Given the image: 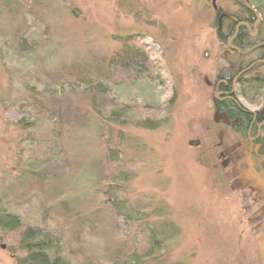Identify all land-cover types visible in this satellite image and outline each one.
I'll return each mask as SVG.
<instances>
[{"label": "rangeland", "instance_id": "rangeland-1", "mask_svg": "<svg viewBox=\"0 0 264 264\" xmlns=\"http://www.w3.org/2000/svg\"><path fill=\"white\" fill-rule=\"evenodd\" d=\"M211 1L0 0V208L58 227L75 264H117L133 244L114 185L179 230L149 264H264V154L215 118L208 83L231 59ZM86 80L107 96L93 102ZM112 111L127 123H108ZM15 247L0 234V264H16Z\"/></svg>", "mask_w": 264, "mask_h": 264}, {"label": "trees", "instance_id": "trees-1", "mask_svg": "<svg viewBox=\"0 0 264 264\" xmlns=\"http://www.w3.org/2000/svg\"><path fill=\"white\" fill-rule=\"evenodd\" d=\"M261 1L245 0L248 6L254 9H258L261 6ZM262 28L264 29V25ZM221 41L224 42L223 39ZM78 88L84 94L91 96L93 102L107 96L109 90L105 84L101 82L94 83L91 80H86ZM248 89L247 96L256 94L257 91L261 92L262 90L261 87ZM97 103H91V106L95 108ZM233 111L232 118L240 122L238 132L246 136L253 122V115L246 112L242 107H236ZM126 116L124 112L112 111L109 117L105 119H107L108 123L122 126L127 123ZM259 118H264V112L258 114L257 120ZM257 126L255 124L253 131L256 130ZM110 147L106 146L109 156L115 153ZM47 162L49 160L43 161L42 165L45 166ZM115 180L121 185L128 184L130 179L128 173H122ZM109 191L108 196L110 197L112 210L117 213L119 218L135 227L134 241L131 247L125 250L124 253L123 251L114 253L117 264H121L119 263L121 260L122 264L158 263L160 258L166 254V249L170 246L172 239L178 237L179 230L171 223L160 226L152 224V221H150L151 216L147 215L146 212L139 213L137 209H133L129 205V201L124 198V192H118L115 185ZM156 216L161 215L157 214ZM49 226L51 228L31 223L26 224L18 212L8 210V208H0V234L16 237L17 247L14 249L16 264H75L73 256L67 249L65 238L61 234V231H59L58 227H53L51 224ZM170 232L173 234H170Z\"/></svg>", "mask_w": 264, "mask_h": 264}, {"label": "flooded vegetation", "instance_id": "flooded-vegetation-1", "mask_svg": "<svg viewBox=\"0 0 264 264\" xmlns=\"http://www.w3.org/2000/svg\"><path fill=\"white\" fill-rule=\"evenodd\" d=\"M232 1L238 8V14H230L220 8L218 3L219 10L214 11L217 16V35L226 43V53L231 60L226 66V75L220 77V81L214 86L210 82L208 84L213 88V92L215 91L216 120L232 127L236 134L238 133L253 147L251 155L260 157L264 154V118H259L258 121L257 116L264 112V105L256 112L251 111L242 105L239 98L253 102V99L264 97V29L262 28L264 20L258 10L248 6L245 0ZM257 87L262 88L261 92L257 91L256 94L247 96L248 88ZM236 107H242L254 117L246 136L238 132L240 122L232 118ZM255 124L258 126L253 131Z\"/></svg>", "mask_w": 264, "mask_h": 264}, {"label": "water", "instance_id": "water-1", "mask_svg": "<svg viewBox=\"0 0 264 264\" xmlns=\"http://www.w3.org/2000/svg\"><path fill=\"white\" fill-rule=\"evenodd\" d=\"M219 2H221V0H213V1H212V5H213V7H214V11H215V12H218V10H219L218 5H217V3H219ZM199 143H200L199 141H192V142H190L189 144H190V146H192V147H197V146L200 145Z\"/></svg>", "mask_w": 264, "mask_h": 264}]
</instances>
